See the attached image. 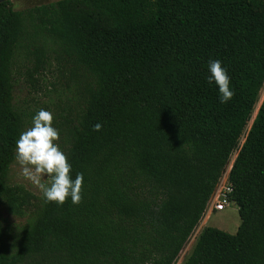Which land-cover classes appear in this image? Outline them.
Segmentation results:
<instances>
[{
  "label": "trees",
  "instance_id": "obj_1",
  "mask_svg": "<svg viewBox=\"0 0 264 264\" xmlns=\"http://www.w3.org/2000/svg\"><path fill=\"white\" fill-rule=\"evenodd\" d=\"M21 52L29 80L55 54L77 91L61 124L80 204L7 182L24 125L12 102ZM216 59L227 103L208 80ZM263 82L264 0L0 2V209L28 214L13 245L0 225V264H174L244 130L227 194L240 223L204 226L181 264H264V96L251 120Z\"/></svg>",
  "mask_w": 264,
  "mask_h": 264
},
{
  "label": "rangeland",
  "instance_id": "obj_2",
  "mask_svg": "<svg viewBox=\"0 0 264 264\" xmlns=\"http://www.w3.org/2000/svg\"><path fill=\"white\" fill-rule=\"evenodd\" d=\"M50 1L54 0H11L12 7L15 10L25 9ZM28 56L29 57L25 56V52L16 54L11 68L14 82L12 102L14 107L22 113L24 119L22 132L33 126V117L41 108L48 110L55 116L54 127L59 129L60 132V140L58 143L60 148L66 153L68 144L64 138V131L61 123L64 121L65 117L73 118L76 115V104L73 97L76 96L77 91L75 90L74 84L65 83L66 78L62 75V67L58 61L53 59L55 54L50 55L52 64L47 71L45 70V77L38 78L35 74L37 78L29 80L27 75L33 63L31 56ZM263 96L264 82L259 91L256 104L254 105L251 120ZM228 170L229 166L225 168L224 174L229 172ZM7 182L11 185H20L24 187L36 197L42 194L34 184L21 175V166L18 164L15 157L9 168ZM218 183L215 188H218ZM204 215L203 213L174 264H181L184 261L191 249L194 239L204 226H214L229 233H234L240 223L237 206L232 202L223 210L210 211V213L205 216L203 226L201 225V227H199ZM27 217L28 214L20 216L9 212L4 207L0 209V225L6 233V240L9 244L13 245L19 239L24 230Z\"/></svg>",
  "mask_w": 264,
  "mask_h": 264
},
{
  "label": "clouds",
  "instance_id": "obj_3",
  "mask_svg": "<svg viewBox=\"0 0 264 264\" xmlns=\"http://www.w3.org/2000/svg\"><path fill=\"white\" fill-rule=\"evenodd\" d=\"M209 82L218 85L221 103L235 96L231 78L219 59L209 62ZM55 116L41 108L33 117V126L23 131L16 141L15 159L21 166V175L34 184L42 193L46 203L63 205L70 197L73 204L83 200V173L72 177V164L60 148V132L54 127ZM102 125L93 126L100 131Z\"/></svg>",
  "mask_w": 264,
  "mask_h": 264
},
{
  "label": "built area",
  "instance_id": "obj_4",
  "mask_svg": "<svg viewBox=\"0 0 264 264\" xmlns=\"http://www.w3.org/2000/svg\"><path fill=\"white\" fill-rule=\"evenodd\" d=\"M248 124L246 126L247 128L249 126ZM245 133H246V130H244L241 136L239 137L237 148H235V150H233V152L231 153L229 160L227 161V164L225 165L221 173V176L219 178L218 188H215L211 197L209 198V201L206 206V210H208L209 212L223 210L227 205L231 204V200H229V198L227 197V194L231 191V187L228 183V173L229 172H227L225 175L223 174L225 173L226 167L229 166V170H230L231 164L235 158V155L238 151L239 146L241 145L244 139Z\"/></svg>",
  "mask_w": 264,
  "mask_h": 264
},
{
  "label": "bare ground",
  "instance_id": "obj_5",
  "mask_svg": "<svg viewBox=\"0 0 264 264\" xmlns=\"http://www.w3.org/2000/svg\"><path fill=\"white\" fill-rule=\"evenodd\" d=\"M259 106V105H258ZM225 175V174H224ZM208 213H210L208 210H206ZM206 214V213H205ZM204 219H205V217H203L202 219H201V223H200V226L199 227H201V225L203 226V222H204ZM189 245V244H188Z\"/></svg>",
  "mask_w": 264,
  "mask_h": 264
},
{
  "label": "crops",
  "instance_id": "obj_6",
  "mask_svg": "<svg viewBox=\"0 0 264 264\" xmlns=\"http://www.w3.org/2000/svg\"><path fill=\"white\" fill-rule=\"evenodd\" d=\"M205 213H206V214H205ZM204 214H205V215H204V217H205V216H207L209 213L205 210ZM203 224H204V222H203Z\"/></svg>",
  "mask_w": 264,
  "mask_h": 264
},
{
  "label": "water",
  "instance_id": "obj_7",
  "mask_svg": "<svg viewBox=\"0 0 264 264\" xmlns=\"http://www.w3.org/2000/svg\"><path fill=\"white\" fill-rule=\"evenodd\" d=\"M2 1H4V0H0V2H2ZM260 104V103H259Z\"/></svg>",
  "mask_w": 264,
  "mask_h": 264
}]
</instances>
